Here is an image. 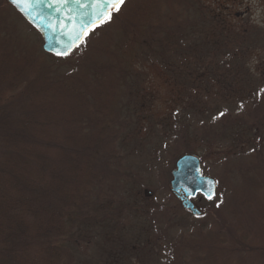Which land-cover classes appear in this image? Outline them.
<instances>
[{
    "label": "trees",
    "instance_id": "obj_1",
    "mask_svg": "<svg viewBox=\"0 0 264 264\" xmlns=\"http://www.w3.org/2000/svg\"><path fill=\"white\" fill-rule=\"evenodd\" d=\"M188 1L125 0L120 11L89 33L80 48L91 50L95 46L99 51H107L110 41L101 30L120 20L127 31L126 40H119L120 43L126 48H133L135 43L142 46L137 54L125 50L123 59L128 66L120 62L119 69L131 75V58L132 65L134 60L136 64L141 60L153 62L156 57L153 46L165 51V46L169 45L166 51L169 54L172 46L183 42L180 45L188 48L182 56L185 59L172 70L173 80L182 81L183 95L190 96L191 91L200 90L204 95L212 92L225 99L223 105H217L218 110L219 107L224 110L223 116L218 115L220 110L217 114L205 112V106L200 112L203 119L212 118L210 127L204 129L203 142L209 141L213 147L216 136L226 137L232 130L227 139L230 145L219 152L228 160L224 178L219 175L222 169L213 175L217 188H221L222 178L229 181L236 174L241 176L240 182L243 181L252 197L253 223L258 225V234L264 240V78L257 79L263 83L257 92V87L251 83L244 85V78L242 84L240 76H231L235 70L245 71L246 62L239 58V63H226L235 59L234 50L239 44L238 33L222 26V18L214 17L207 25L203 10L196 23L205 25L204 33L190 31L187 37H174V33L186 31L179 16L185 6H189ZM12 10L23 18L8 0H0V264H76L70 248L89 237L87 230L95 231L93 237L97 242L100 230L107 226V218L123 224L124 208L138 209V203L125 206L124 198L116 197L113 188V183L120 186L123 161L120 137L117 138L116 129L110 124H118L121 112L112 111L117 100L109 97L105 88L118 86L121 91L125 77L127 80L131 76L122 79L117 70L93 67L90 65L93 58L87 55L70 68L59 67L55 61L71 59L73 54L58 58L22 41L10 21ZM171 26L173 31L169 34ZM95 32L98 38L93 37ZM196 50H200L198 59L207 65V71L189 76L192 68L189 59L196 57L193 54ZM211 55L216 60L207 64ZM219 56L226 58V61L222 59L221 66ZM201 63L196 70L205 71ZM210 67L220 69L221 74L211 73ZM58 68L60 72H67L56 76ZM100 71L110 75L113 71L116 76H110L108 81V76H101ZM208 74L214 76H206ZM138 89L141 95L136 101L140 109L136 113L142 111V117L137 114V121L143 122L147 107V103L143 107V96L147 98V93L146 88ZM252 94H257L258 100ZM12 97H22L28 103L23 109H14L15 113L9 117L3 106ZM168 119L164 117L161 121ZM238 155L240 161L236 162L234 158ZM138 195L141 194L138 192ZM168 209L172 211L168 214L169 227L173 214L188 216L194 222L206 220L189 231L178 233L177 239L171 238L169 247L173 255L169 264H186L189 256L193 259L191 262L196 259V264H219L215 263L216 250H222L224 255L221 264H250L244 256L234 260V250L227 246V234L216 229L220 209L202 206L198 208L199 216L183 205ZM176 243L179 251L174 249ZM184 251L187 256L181 255ZM239 252L243 253L241 249Z\"/></svg>",
    "mask_w": 264,
    "mask_h": 264
},
{
    "label": "rangeland",
    "instance_id": "obj_2",
    "mask_svg": "<svg viewBox=\"0 0 264 264\" xmlns=\"http://www.w3.org/2000/svg\"><path fill=\"white\" fill-rule=\"evenodd\" d=\"M188 2L189 6H185L179 16L180 21L186 25V31L181 34L175 31L174 37L177 39L181 36L187 37L190 31L204 33L205 25L199 23V26L196 23L200 20L199 13L203 14V10L206 13L203 18L207 19V25L214 17L222 18L224 20L222 26L238 33L239 44L234 50L235 59L226 63L233 65L241 60L239 58L245 59L246 62L245 71L241 72V69L237 71L233 68L235 73L232 75L231 72V76H240L242 80L244 78L245 83L244 80L241 83L244 85L251 83L257 87L258 92L263 83L258 82L257 79L264 78V0H189ZM12 13L10 21L18 37L32 48H40L38 50L44 51L43 40L39 32L24 18L20 19L13 10ZM115 21L117 22H113L110 24L111 26L108 25L107 28L101 30L110 41L107 47L109 50L99 51L95 46L91 50L88 47L78 48L73 53V58L61 60L60 63L55 61V63L57 62L56 64H59V67L63 69L70 68V65L87 55L88 58L92 56L90 65L93 67L117 70L122 79H124L123 76H131L127 80L125 77L121 91L118 86H106L105 88L106 94L117 100L116 108L114 107L112 111L118 109L121 112L117 120L118 124L115 122L110 124L116 129L117 138L120 137L119 144L123 161L120 186L113 183V188L116 189V197L124 198L125 206L138 203V209L124 208L122 211L124 213L123 224H117L113 219L107 218V226L100 230L97 242L93 237L95 231L87 230L86 234L89 237L81 239L79 244H72L70 250L73 252L76 264H169L173 255L172 247H169L171 238L177 239L178 233L189 231L194 225L206 221L204 219L194 222L188 216L182 217L173 214L169 227L168 214L172 211L168 208L174 210V208L182 206L181 200L172 193L171 189L172 172L176 167V162L190 151V155L204 158L205 161L202 162L203 175L214 178L213 175L222 169L219 175L224 178L226 173L224 169L228 160L223 155H219V152L230 145V141L227 139H229L228 133L230 134L232 130L227 132L226 137L216 136V145L213 147L209 141L203 142L204 129L210 127L212 118L203 119L200 112L205 106V112L209 114V111L217 114L219 110L224 113L222 108L217 109V105H223L225 99L222 95H214L212 92L209 96L204 95L200 90L191 91L190 96L183 95L182 81L180 79L173 80L174 77H172L174 76L173 68L180 66L185 59L182 56L188 49L185 45H180L183 43L182 41L172 46L169 54H166V51L170 49L169 45L165 46L167 48L165 51H160L158 46H153L156 48V57L153 62L141 60L139 64H136L134 60L132 65L131 58L132 74L122 72L119 69L120 62L128 66L123 59L125 50L131 54H137V52L139 53L138 49L142 46L135 43L133 48L124 47L120 41L126 40L127 31L120 25V20ZM172 31L171 26L168 30L169 34ZM95 36L98 38V32L93 34V37ZM179 50L181 52L178 53ZM199 51L193 52L196 57L189 59L192 62L189 76L207 71V65L202 64L198 59ZM205 53H208V50ZM222 59L226 61V58L219 56V66L222 65ZM50 60L52 59L49 58ZM99 60L102 61V66H100L101 63H98ZM215 60L216 57L213 60L211 55L206 62L209 64ZM198 63H201L205 71L203 69L196 70ZM60 70L58 68L55 71L56 76H62L67 72L64 70L60 72ZM209 71L215 75L221 74L220 69L210 67ZM111 72L116 76L113 71ZM100 73L101 76H108V81L111 80L110 76H113L106 71H100ZM138 87L146 88L147 93V98L143 96V103H145L143 107L147 103L143 112L146 119L143 122L137 121V114L139 118L142 117V111L136 113V110L140 109L136 101L141 95ZM256 95L252 94V97L258 100ZM10 99L12 100L9 101ZM10 99L3 106L9 117L15 113L14 109H23L28 103V100L25 101L22 97ZM164 117L169 118V121L162 122ZM239 140L242 141L240 138ZM234 160L239 162L240 155ZM223 178L222 186L218 187L216 196L212 200H208V202L203 196H197L193 202L198 208L203 206L220 209L217 215L219 224L216 229L227 234V246L231 251L234 250V260L239 256H244L250 264H264V240L258 234V225L253 223L252 216L255 214L250 207L252 197L247 193L243 181L240 182V175H234L233 179H229V181ZM138 192L141 195H138ZM132 196L134 197L131 198ZM71 239L78 240L77 237ZM177 245L178 243L175 244L174 249H177ZM240 249L243 253L239 252ZM183 254L184 256L188 255L185 251L181 253L182 256ZM224 259L222 250H216L215 263L221 264ZM192 260L191 256L187 257L186 264ZM191 263L196 264V259Z\"/></svg>",
    "mask_w": 264,
    "mask_h": 264
},
{
    "label": "water",
    "instance_id": "obj_3",
    "mask_svg": "<svg viewBox=\"0 0 264 264\" xmlns=\"http://www.w3.org/2000/svg\"><path fill=\"white\" fill-rule=\"evenodd\" d=\"M8 1L41 34L44 41V51L56 57H67L57 56L56 52L63 51L64 46L70 42V30L74 25H79L78 18L70 21L66 19V16H76L77 13L91 11L90 7L85 8L70 3L63 11L56 12V5L48 6L51 0H42L39 3L33 2L31 6L25 0H19L17 4H13L11 0ZM85 2H88V0H85ZM69 8L73 11L69 12ZM62 19L64 20V27H61L58 23ZM50 23L56 24V27H49ZM76 49L77 47H73L71 54ZM171 187L174 193L183 194L187 198L184 205L187 209L192 210L194 214H198L199 211L190 199L195 198L198 194L206 197L210 189H213L216 194L217 189L214 179L202 175L201 161L194 155H184L177 161L176 169L173 171Z\"/></svg>",
    "mask_w": 264,
    "mask_h": 264
},
{
    "label": "snow or ice",
    "instance_id": "obj_4",
    "mask_svg": "<svg viewBox=\"0 0 264 264\" xmlns=\"http://www.w3.org/2000/svg\"><path fill=\"white\" fill-rule=\"evenodd\" d=\"M11 2L13 4H17L19 0H11ZM25 2L28 3L29 6H31L33 2L39 3L42 2V0H25ZM70 3H75L85 8L90 7L91 11L77 13L76 16H66V19L70 21L78 18L79 25H74L73 28L70 30V42L64 46L63 51L56 52L57 56L70 55L71 51L73 50V47L78 48L81 43H84L85 38L89 35V33L93 32L96 27L110 21L112 19V13L120 11L122 5L125 3V0H88V2H85V0H51L48 6L52 7L53 5H56L55 11L61 12ZM68 11L71 12L73 10L69 8ZM58 23L61 27L65 26L63 19L60 20ZM49 27L55 28L56 24L50 23ZM219 115L223 116L224 113L221 112ZM216 118L217 117H214L213 119ZM215 195L216 194L214 190L210 189L206 198L212 200Z\"/></svg>",
    "mask_w": 264,
    "mask_h": 264
}]
</instances>
